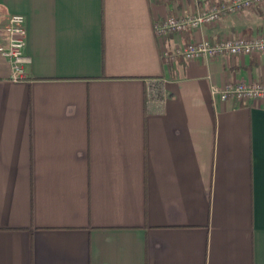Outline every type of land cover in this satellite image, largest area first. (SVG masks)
Wrapping results in <instances>:
<instances>
[{
    "label": "crops",
    "instance_id": "obj_1",
    "mask_svg": "<svg viewBox=\"0 0 264 264\" xmlns=\"http://www.w3.org/2000/svg\"><path fill=\"white\" fill-rule=\"evenodd\" d=\"M211 1L0 0L28 57L13 79L0 55V264H264V102L212 93L264 80V52L164 56L264 33V1L155 30Z\"/></svg>",
    "mask_w": 264,
    "mask_h": 264
},
{
    "label": "built area",
    "instance_id": "obj_2",
    "mask_svg": "<svg viewBox=\"0 0 264 264\" xmlns=\"http://www.w3.org/2000/svg\"><path fill=\"white\" fill-rule=\"evenodd\" d=\"M264 0H226L219 3L211 1L207 8L182 15H170L155 24L159 35L167 32L185 33L190 29H198L204 24L216 22L221 16L238 13L253 8ZM5 35V43L0 45V55L6 58L11 65V78L18 79L24 75V64L28 57L24 53L26 43L25 17L21 13H11L5 18L0 28ZM264 52V33L255 37L237 35L223 37L215 41L201 39L175 48L172 52H164L167 61L181 56L187 60L200 57L214 58L219 55H248ZM212 93L221 101L233 100L238 103L249 101L264 102V80L230 81L226 80L219 86L212 87ZM147 101L165 100L163 88L158 80L148 83L146 90Z\"/></svg>",
    "mask_w": 264,
    "mask_h": 264
}]
</instances>
